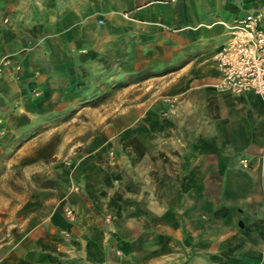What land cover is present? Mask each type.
I'll list each match as a JSON object with an SVG mask.
<instances>
[{
	"label": "crops",
	"instance_id": "obj_1",
	"mask_svg": "<svg viewBox=\"0 0 264 264\" xmlns=\"http://www.w3.org/2000/svg\"><path fill=\"white\" fill-rule=\"evenodd\" d=\"M250 12L264 14V0L64 6L67 27L48 61L53 75L63 72L67 92L106 74L118 80L119 72L146 70L156 75L129 85L157 81L158 91L124 108L69 170L79 193L61 185L27 200L20 228L9 240L0 235V264H264V96L218 91L213 61L228 27ZM1 31L0 58L11 65L0 73V113L38 71V60L22 51L20 29ZM165 97L175 110L160 118Z\"/></svg>",
	"mask_w": 264,
	"mask_h": 264
},
{
	"label": "rangeland",
	"instance_id": "obj_2",
	"mask_svg": "<svg viewBox=\"0 0 264 264\" xmlns=\"http://www.w3.org/2000/svg\"><path fill=\"white\" fill-rule=\"evenodd\" d=\"M77 2L55 0V5L46 7L35 0L19 7L0 0V41L3 28L20 29L22 51L38 60V71L25 82L23 96L7 97L6 110L0 113V235L8 240L24 221L20 212L27 200L37 192L63 185L67 193H79L80 185L69 170L78 164L89 145L118 121L124 108L154 98L158 91L157 81L145 87L129 85L156 75L146 70L119 72L118 80L106 74L89 81L81 90L67 92L63 72L53 75L50 69L48 53L67 27L61 22L64 6H75ZM0 61L1 73L11 60L6 56ZM168 99L173 101V108ZM163 103L166 106L160 118L173 116L174 98L165 97ZM107 157V162H114L116 153L108 150ZM59 206L70 221H76L78 216L70 205L65 206L61 200ZM43 210L36 213L42 214Z\"/></svg>",
	"mask_w": 264,
	"mask_h": 264
},
{
	"label": "built area",
	"instance_id": "obj_3",
	"mask_svg": "<svg viewBox=\"0 0 264 264\" xmlns=\"http://www.w3.org/2000/svg\"><path fill=\"white\" fill-rule=\"evenodd\" d=\"M213 61L220 74L218 91L264 96V14L247 13L229 26L228 38ZM168 102L173 108V101ZM246 162L241 161L244 167Z\"/></svg>",
	"mask_w": 264,
	"mask_h": 264
}]
</instances>
